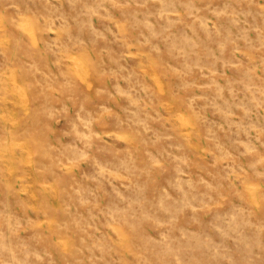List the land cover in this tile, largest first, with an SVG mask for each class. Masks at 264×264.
Instances as JSON below:
<instances>
[{
  "label": "rangeland",
  "instance_id": "obj_1",
  "mask_svg": "<svg viewBox=\"0 0 264 264\" xmlns=\"http://www.w3.org/2000/svg\"><path fill=\"white\" fill-rule=\"evenodd\" d=\"M0 264H264V0H0Z\"/></svg>",
  "mask_w": 264,
  "mask_h": 264
}]
</instances>
